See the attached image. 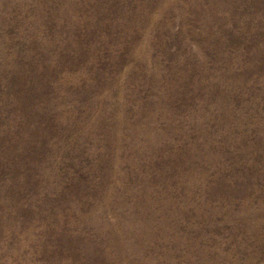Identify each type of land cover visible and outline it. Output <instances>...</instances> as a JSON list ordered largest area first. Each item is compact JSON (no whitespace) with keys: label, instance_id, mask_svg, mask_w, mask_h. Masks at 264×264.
I'll list each match as a JSON object with an SVG mask.
<instances>
[{"label":"rangeland","instance_id":"obj_1","mask_svg":"<svg viewBox=\"0 0 264 264\" xmlns=\"http://www.w3.org/2000/svg\"><path fill=\"white\" fill-rule=\"evenodd\" d=\"M0 264H264V0H0Z\"/></svg>","mask_w":264,"mask_h":264}]
</instances>
